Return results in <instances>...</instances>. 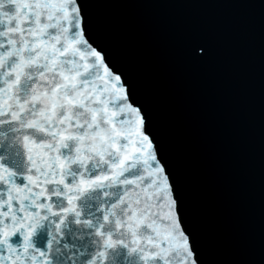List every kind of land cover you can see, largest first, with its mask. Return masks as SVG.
<instances>
[{
	"label": "snow or ice",
	"instance_id": "obj_1",
	"mask_svg": "<svg viewBox=\"0 0 264 264\" xmlns=\"http://www.w3.org/2000/svg\"><path fill=\"white\" fill-rule=\"evenodd\" d=\"M87 6L0 0V264H204Z\"/></svg>",
	"mask_w": 264,
	"mask_h": 264
},
{
	"label": "water",
	"instance_id": "obj_2",
	"mask_svg": "<svg viewBox=\"0 0 264 264\" xmlns=\"http://www.w3.org/2000/svg\"><path fill=\"white\" fill-rule=\"evenodd\" d=\"M87 12L148 113L204 264H264V0H88Z\"/></svg>",
	"mask_w": 264,
	"mask_h": 264
}]
</instances>
